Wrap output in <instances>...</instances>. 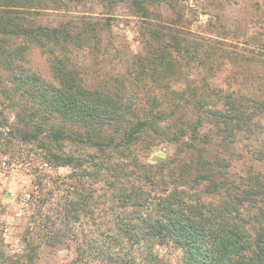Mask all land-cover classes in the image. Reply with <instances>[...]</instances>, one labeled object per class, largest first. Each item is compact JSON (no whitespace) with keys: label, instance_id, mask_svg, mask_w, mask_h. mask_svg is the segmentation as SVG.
Here are the masks:
<instances>
[{"label":"trees","instance_id":"obj_1","mask_svg":"<svg viewBox=\"0 0 264 264\" xmlns=\"http://www.w3.org/2000/svg\"><path fill=\"white\" fill-rule=\"evenodd\" d=\"M1 1L0 71L6 76H0V82L10 84L6 95L19 111L20 133H24L27 120L38 133L49 127L47 142L92 151L89 161L96 175L101 169H114L120 172L119 184L134 179L138 185L133 194L120 191L117 203L121 204L122 223L129 215L126 209L140 221L137 230L142 238H132L136 243L150 236L177 243L184 250V264H264V182L258 178L230 179L224 159L217 156L218 151L229 152L239 134L264 131L260 123L264 120V95L258 91L223 93L209 81L207 73L214 69L216 60L233 62V54L173 22L150 20V6L174 0H132L133 13L143 24V50L132 64L131 80L89 89L81 71L70 62L69 49L42 43L37 35L51 33L80 48L101 39L100 24L35 25L33 19L23 16L27 3L34 0ZM10 7L21 10L13 12ZM9 38H28L44 50L50 58L51 82L9 59L4 49ZM193 69L205 72L192 76ZM139 83L152 90L141 93L133 89ZM26 105L36 106L45 116L34 120L38 110L20 115ZM148 131L156 142L180 141V152L158 165L136 160L130 149L143 143ZM23 135L36 139L30 131ZM211 148H215L214 155ZM42 149L62 166L76 169L83 160L87 163L82 157H63L47 144ZM114 156L118 162H112ZM153 264L163 263L155 260Z\"/></svg>","mask_w":264,"mask_h":264},{"label":"rangeland","instance_id":"obj_2","mask_svg":"<svg viewBox=\"0 0 264 264\" xmlns=\"http://www.w3.org/2000/svg\"><path fill=\"white\" fill-rule=\"evenodd\" d=\"M130 1L34 0L27 3L23 16L29 21L33 19L35 25L48 27L68 22L72 26L81 25V21L98 22L103 28L101 39L88 41L80 48L51 33L37 37L47 45L68 48L70 62L81 71L89 89L107 84L119 86L131 80L132 64L143 50V24L133 13ZM10 10L21 9L10 7ZM149 11L153 22H173L176 27L193 36L209 38L233 54V62L218 58L214 69L207 73L212 86L223 93L258 91L257 94L264 95V0H174L150 6ZM6 48L10 60L45 82L52 81L50 58L35 41L9 38L4 44ZM204 72L193 69L189 74L198 76ZM0 76L6 74L0 71ZM9 85L0 82V264H153L155 260L184 264L185 253L177 243L151 236L143 237L139 243L132 240L142 238L137 230L140 221L131 209H126L129 215L122 223L117 197L120 191L133 194L134 186L138 185L134 179H124L119 184L120 172L114 169H101L96 175L89 161L92 151L81 152L77 145L47 142L49 127L44 126L38 133L37 127L27 120L22 130L30 131L36 139H26L20 133L21 124L16 119L19 111L6 95ZM133 89L141 93L152 90L140 83ZM36 110V106L26 105L20 115H31ZM42 113L38 110L34 120L44 117ZM260 123L264 127V120ZM154 138L148 131L143 143L130 149V155L141 163L158 165L180 152V141L156 142ZM44 144L63 157H82L87 163L81 158L84 163L76 169L59 165L46 156ZM259 149L261 152H257ZM214 150H209L211 155L216 153ZM217 153L224 159L230 179L241 182L258 178L264 182V131L239 134L234 144L229 145V152ZM117 159L114 156L112 162H118Z\"/></svg>","mask_w":264,"mask_h":264}]
</instances>
